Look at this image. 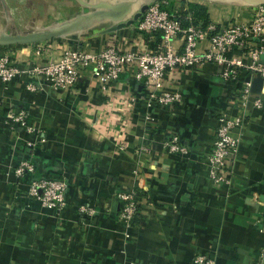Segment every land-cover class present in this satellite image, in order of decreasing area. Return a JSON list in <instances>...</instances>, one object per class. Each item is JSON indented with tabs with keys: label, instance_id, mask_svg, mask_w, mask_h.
Here are the masks:
<instances>
[{
	"label": "crops",
	"instance_id": "crops-1",
	"mask_svg": "<svg viewBox=\"0 0 264 264\" xmlns=\"http://www.w3.org/2000/svg\"><path fill=\"white\" fill-rule=\"evenodd\" d=\"M151 1L116 6L107 10L111 15L78 23L46 41L0 44V54L23 66L54 61L66 46L99 51L111 38L156 47L159 33L114 30ZM164 1L163 8L200 22L249 23L253 14L252 6L222 5H234L222 0ZM5 4L0 0V36L19 34ZM44 29L49 27L37 30ZM208 46L200 42L197 50ZM37 48L40 54L34 53ZM220 72L207 63L182 74L181 100L151 109L129 73L107 89L92 68L75 85L57 90L28 91L24 75L6 85L0 81V264H194L197 254H209L214 264H251L264 257V106L247 107L244 125L233 131L240 145L232 184L215 188L207 176L205 156L217 138L218 117L238 113L239 102H229L247 78L242 73L227 80ZM130 95L137 96L133 121L123 128L116 117H123ZM255 97L264 98L258 78L252 79L250 98ZM16 109L26 110L34 131L8 128L6 118ZM172 132H179L187 155L165 151ZM23 161L34 171L18 176L14 167ZM138 173L139 216L126 229L117 218L116 194L137 188ZM42 177L66 180L64 207H46L27 194L29 182ZM82 205L94 213H81Z\"/></svg>",
	"mask_w": 264,
	"mask_h": 264
},
{
	"label": "built area",
	"instance_id": "built-area-1",
	"mask_svg": "<svg viewBox=\"0 0 264 264\" xmlns=\"http://www.w3.org/2000/svg\"><path fill=\"white\" fill-rule=\"evenodd\" d=\"M163 3L164 0L145 3V8L141 12L138 10L140 15L135 20L116 29L135 28L149 36L159 33L160 41L156 47L138 42L119 44L111 38L99 51H87L78 45L66 46L61 48V54L54 61L23 66L15 64L10 56L1 53L0 81L6 85L24 75L29 78L24 85L28 91L45 88L57 90L75 85L82 73L92 68L101 88L107 89L122 74L129 73L140 83L139 96L151 109L157 105L171 106L178 103L181 100L179 84L182 74L199 70L207 63L219 66L223 79H238L245 73L247 78L229 102H239L238 113L233 116L219 115L217 138L205 156L210 183L215 188L229 186L233 181V167L240 145V139L233 131L240 130L244 125L247 107L264 106L263 97L250 98L252 79L258 78L264 82V3L252 5L253 14L249 23L229 20L225 24L183 18L179 13L163 8ZM177 40L180 41L178 46L175 44ZM203 41H207L209 46L198 51L197 45ZM41 52L40 48L34 51L35 54ZM136 97L130 95L126 109L121 112L123 117H116L123 128L132 124L130 111ZM6 119L9 129L22 127L28 132L34 131L28 124V113L24 109L12 110ZM164 149L169 154L179 156L189 152L179 132L169 134ZM33 171L34 166L28 161L14 167L18 176ZM136 177L137 188L116 194L120 202L117 218L126 229L133 227L139 216L140 199L137 195L138 189L142 187V174L138 173ZM66 188L67 182L63 178L42 177L29 182L27 194L42 205L57 210L66 204ZM79 211L86 216L94 213L92 208L83 205ZM193 261L194 264H214L209 254H197ZM251 264H264V257H258Z\"/></svg>",
	"mask_w": 264,
	"mask_h": 264
},
{
	"label": "rangeland",
	"instance_id": "rangeland-1",
	"mask_svg": "<svg viewBox=\"0 0 264 264\" xmlns=\"http://www.w3.org/2000/svg\"><path fill=\"white\" fill-rule=\"evenodd\" d=\"M12 19L16 33H25L28 30H37L42 27L55 28L67 21L82 23L81 15L97 11H107L127 5L132 0H4ZM194 2H208L207 0H192ZM214 1V0H213ZM217 1V0H216ZM231 2L234 5L226 4ZM215 5H229L234 7L252 6L247 3H236L234 0H222ZM212 4V3H210ZM4 5V4H3ZM86 22V21H85ZM44 29L42 31H45ZM12 31V29H11ZM68 31V30H66Z\"/></svg>",
	"mask_w": 264,
	"mask_h": 264
},
{
	"label": "water",
	"instance_id": "water-1",
	"mask_svg": "<svg viewBox=\"0 0 264 264\" xmlns=\"http://www.w3.org/2000/svg\"><path fill=\"white\" fill-rule=\"evenodd\" d=\"M261 3H264V1L252 4V5L261 4ZM140 7L141 8H139V10L141 12L145 8V4H142ZM140 12L137 11L133 15L132 18L118 22L115 25L114 30L131 23L133 20H135L140 15ZM112 13H114V12L97 11V12L89 13L86 16L81 15L80 18L82 20H84V22L85 21L88 22L90 20H93V19H96V18H99L102 16L111 15ZM77 25H78V23H76L75 21H67V22L59 24L55 28H52V29L49 28L45 31L30 30V31H27L25 33H19V34H4V35L0 36V44L1 45H7V44H25V43L42 42V41H46V40H49L51 38L60 36L64 32H67L66 30L69 31V30L75 29L77 27Z\"/></svg>",
	"mask_w": 264,
	"mask_h": 264
},
{
	"label": "bare ground",
	"instance_id": "bare-ground-1",
	"mask_svg": "<svg viewBox=\"0 0 264 264\" xmlns=\"http://www.w3.org/2000/svg\"><path fill=\"white\" fill-rule=\"evenodd\" d=\"M236 3H247V4H255V3H259L262 2L264 0H234Z\"/></svg>",
	"mask_w": 264,
	"mask_h": 264
},
{
	"label": "trees",
	"instance_id": "trees-1",
	"mask_svg": "<svg viewBox=\"0 0 264 264\" xmlns=\"http://www.w3.org/2000/svg\"><path fill=\"white\" fill-rule=\"evenodd\" d=\"M137 196H138V198H139V192H138V195H137Z\"/></svg>",
	"mask_w": 264,
	"mask_h": 264
}]
</instances>
